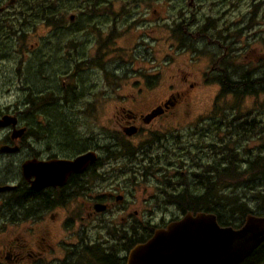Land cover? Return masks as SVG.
I'll return each mask as SVG.
<instances>
[{"label":"flooded vegetation","instance_id":"obj_1","mask_svg":"<svg viewBox=\"0 0 264 264\" xmlns=\"http://www.w3.org/2000/svg\"><path fill=\"white\" fill-rule=\"evenodd\" d=\"M196 1L189 0L187 4L185 2L186 7L181 8L180 12L185 14L186 9L190 11ZM17 2L20 3V6L15 8ZM81 3L82 6L78 7L77 11L87 15V20L93 18L95 20L93 24L73 22L74 14H70L69 22H65L66 8L49 6V11L53 12L52 18L59 19L58 22L47 24L49 27L47 45L51 46L49 58L56 57L54 53L60 51L62 56H59L58 59H62L63 54L67 53L66 61L68 62L71 59L68 50L72 49L76 52L75 42L81 37L82 32L92 31L91 50L86 54V58H79V62L87 59L92 60L96 67L100 62L106 63L103 65L104 71L101 70L107 80L106 86H104L107 91L104 93L105 95L111 92V88L118 90L127 87L128 90L127 95L123 94L115 99L114 110L110 118L106 120L108 126H103L100 133L89 134V132L86 135H78L77 141H68L70 146L52 140L54 138L51 135V119L48 115H36L39 110H46L52 105L54 109L60 105L67 106L69 95L77 93V87L74 86L72 91L69 90L67 86L70 84L66 83L62 79L63 76L60 75L51 76L46 87H37L38 81L46 80L45 72H41L42 69H40L43 63L34 64L36 60L25 59L26 48L21 44L24 33L19 31L31 27L32 14H37L40 9L26 6L23 0H15L12 4H9L8 0L7 5L10 6L0 4V9H2L0 11V40H4L6 43L12 41L14 54L18 56L17 61L13 64L15 80L18 79L16 91L18 97L14 103L5 107V112L4 110L0 112V118L13 116L15 118L14 129H24L21 136L12 139L13 127L10 125L0 127V148H17L14 152H0V154L16 156L15 160H2L0 165V189L8 187V189L0 190L1 264H125L128 252L134 246L132 245V233L135 230L132 226L134 198L132 193L130 197H126L127 195L121 192L120 188H124L128 182L133 183L134 187H139L140 183L144 184L149 180L147 176L149 173L147 167L149 166L141 164L142 159V162L147 160L146 163L153 162L154 165L161 166V168L155 167L156 171H161L160 177L163 179L169 177L175 180L174 175L180 171L164 175L167 168L162 169V165L167 167L177 165L176 169H179L182 162L181 155L187 152L185 149L188 150L190 147L195 150V145L199 143L198 140L195 141L196 129L198 130L195 124H193L194 129L185 134L189 138L193 137L192 143L189 140L187 143L181 142L179 125L167 128L163 124L165 121L176 122L181 112L188 114L189 91L194 90V87L197 88L198 85L196 81L187 82L188 72L181 75L179 90H172L174 85L171 84L168 86L171 90L162 101L147 109L134 111L126 107V102L134 104L144 96L145 90H153L158 82L157 77L160 72L157 71L151 75L152 79L155 77L157 80L149 84L147 80L149 75L143 74L144 77H142L139 74L135 79H132L129 77L130 71H127L125 66L120 67L116 63H112L117 59L120 62L126 61V58L121 56L127 52L117 51L116 54L119 57L112 56L109 53L114 50L108 46V50L104 51L106 54L101 55L100 24H104L107 19L109 21L111 18L118 19L131 4V1L94 0L92 12L90 7H84L83 0ZM251 4L254 6L255 0ZM9 8L11 9L9 10ZM238 23L240 27L235 28L236 31L230 34L227 44L223 46H244L245 16H242ZM263 24L264 22L257 26V32L260 35L253 34V38H256L252 39L255 44L264 42ZM186 29L184 23L180 21L175 23L174 30L178 37L175 45L194 46L190 40L185 41L180 33L181 30ZM210 29V26L206 27V31H210ZM188 35L190 37L189 32ZM193 35L194 33L191 34V37ZM195 36L199 38L200 32ZM220 37L225 39L224 35ZM61 38L63 40L59 42ZM0 57L4 56L0 55ZM224 57L226 58H211L208 70L203 72L204 75L210 76V82H213L212 79L218 80L216 83L220 91L225 85H229V77H241L239 78L241 81L248 78L245 76L246 73L248 76V71L243 70V60L239 59L244 58L243 55L237 56L234 61L230 59V56ZM75 65L77 69L78 64ZM37 71L39 72L37 73ZM30 72H33V75L28 78ZM35 75H39L40 78H35L31 83V79L36 77ZM79 79L75 82L76 85H78ZM87 85L89 89H94L97 82L91 78ZM89 93H94V91ZM54 98L57 100L51 103ZM97 103H85V107H80L74 113L75 118L69 119L70 126H72V122L75 124L79 119L92 123L100 122L101 115L97 113L100 108L97 107ZM154 109H157L159 114L149 118L148 115ZM40 118L44 124H41ZM39 124L45 127L46 134H41L43 129H39ZM130 129H133L134 132L127 134ZM165 131H167L166 134H164ZM141 136L146 138L145 142L128 143L129 140ZM85 153H92L93 161L88 162L79 171L67 173L63 181L56 185L33 189L30 181L34 180V177L30 176L27 180L23 176L22 165L29 160L41 164L53 160H73ZM210 154L209 146L200 144L199 165L196 164V161H190V166L195 171L189 179L190 182L196 180L195 174L202 175L203 155H205V162L209 163ZM114 161L119 163L114 165ZM142 168L145 172L142 171ZM123 169L127 176L112 177L117 170ZM171 175L173 176L170 177ZM166 185L173 190L186 188V184L181 181L174 183L170 179H166ZM155 190L158 194L155 192L151 195L147 194L146 198L140 199V203L155 200L159 206H175L180 216L172 218L167 223L179 220L187 212H191H182L178 201L174 198L170 199L164 186H158ZM170 194L177 195L174 191ZM209 203L206 205L208 206ZM86 223L93 224V234L85 225ZM68 224H77V231L66 232V241L63 239L58 241L55 235H51L54 229L69 230ZM165 225L156 228H162Z\"/></svg>","mask_w":264,"mask_h":264},{"label":"rangeland","instance_id":"obj_2","mask_svg":"<svg viewBox=\"0 0 264 264\" xmlns=\"http://www.w3.org/2000/svg\"><path fill=\"white\" fill-rule=\"evenodd\" d=\"M127 1H131V4L122 12V16L116 20L111 18V21H109L107 19L104 24H100L101 55L106 54L104 51L108 50V46L114 50L109 53L112 56H118L116 54L117 51L127 52L121 56L126 58V61L120 62L117 59V61H113L112 63H116L120 67L125 66L126 70L130 71L129 77L132 79H135L139 74L142 77L149 75L147 78L149 84L154 83L157 78L158 82L155 84L153 90H145L144 92L146 93L138 102L134 104L126 102V107L134 111H141L162 101L168 91L171 90L168 86L173 84L174 87L172 90H179L181 88V85H179L182 79L181 75L188 72L187 82L196 81L198 83L197 88L194 87L195 91H189L188 111L186 110L188 114L181 112L180 117L178 116V122L176 120V122L165 121L163 124L167 128L170 126V128H173L174 125H179L181 128L180 140L184 143H187L188 140L192 143L193 137L190 136L189 138L185 134L186 132H191L194 129L193 124H195L196 128H198V130L196 129L195 141L199 140L200 144L207 146L213 142L221 146H215L214 149L209 147L211 150L209 162L211 164L214 162V159L220 156L233 160L231 157L232 154V156H235L234 162L240 171L247 168L248 164L246 160H252L259 152H262L264 145V42L261 41L255 44L252 40L256 39L253 38L254 33H256V36L260 35L257 32V26L259 23L264 22V0H255L254 6L251 4L253 0H197L193 4V7L191 9L189 8L190 11L188 9L185 10V14L181 13L180 9L185 8V2L187 4L189 0ZM7 2L8 0H0V4L10 6L7 5ZM19 6L20 3L17 2L14 7ZM73 6V8H66L64 16L65 22H69L68 17L70 14H74L75 19L73 22L75 23L93 24L95 22L93 18L87 20V15L77 11V8L82 6L81 0H77L76 3L74 2ZM153 9L154 12H152ZM253 12H256V14H253ZM242 16H245L246 24L244 27V46H223L227 44L230 34L236 31L235 28L240 27L238 21L241 20ZM179 21L187 27L186 30L180 31L183 39L185 41L190 40L194 46L175 45L178 37L175 34L174 25ZM49 23H53V21L47 22L40 14H32L31 27L23 28V31H19L20 33H24L21 44L26 48V60H36L34 64H39V62L43 63L40 69H42L41 72H45L44 77H46V80L38 81V88L46 87L53 75L63 76L62 79L70 84L67 86L69 90L72 91L74 86L77 87V93L69 95L67 106L60 105L54 109L52 105L46 108V110H39V113L36 114H46L54 117V124H52L53 121L50 124V128L52 129L51 133L61 131L65 137L64 140L59 138L52 140L65 146H70L68 141H77L79 139L78 135H86L89 132V134L100 133V130H103V126H108L106 120L110 118L114 110L113 104L116 102L115 99L123 94L127 95L128 89L127 87L118 90L111 88V92L105 95L104 93L107 91L104 86H106L105 83H107V80L101 70L104 71L103 65H106V63L100 62L96 67L92 60L87 59L79 62V58H86V54L91 50L93 40L92 31L89 33L88 31L82 32L81 37L75 42L77 45L76 52L72 49L68 50V55L71 58L68 62L66 61L68 59L66 58L67 53L63 54L62 59H58L59 56H62L60 51L54 53L56 57L49 58L48 55L51 49V46L47 45V31L49 29L47 24ZM207 26L211 27L210 31H206ZM188 32L190 33V37ZM198 32L201 34L199 38L195 36ZM193 33L194 35L191 37ZM221 35H224L225 39H222L220 37ZM62 40L63 38L59 42ZM0 41V55L4 56L0 57V112L3 110L5 112V107L14 103L18 97L16 92L18 79L15 80L16 75L13 67L18 56L14 54V44L12 41L9 43H6L4 40ZM31 45L32 47H30ZM241 55L244 56V58H239L241 61L243 60V70L245 72L248 71V76L247 73L245 76L256 79L251 83L259 84V87L255 89V94L247 90L246 95L233 96L234 94L232 95V93H226L224 97H219L220 88L216 83L218 80L212 79L213 82H210V76L207 74L204 75L203 72L208 70L211 58L225 59L226 57L224 56H230V59L234 61L237 59V56ZM75 64H78L77 69ZM157 71L160 72V75L157 78L153 76L154 78L152 79L151 75ZM32 75L33 72H30L28 78H31ZM35 76L31 79V83L35 78H40L39 75ZM80 77L81 79H79ZM91 78L97 82L94 89H89L87 85ZM229 78L232 81H236L241 77ZM78 79V85H76L75 82ZM121 83L123 84V81ZM242 84L244 85V81H240V85ZM90 91H94V93H89ZM56 100L57 98H54L51 103H54ZM91 102H99L97 103V107L100 110L97 113L101 115L100 122L92 123L79 119L75 124L72 122V126H70L69 119L75 118L74 113L80 107H85V103ZM105 105L107 106L105 107ZM40 120L41 124H44L41 118ZM56 120H61L59 126ZM228 121H231L229 125ZM64 126L65 128L62 129L61 127ZM190 126L192 127L191 130ZM38 127L39 129H43L41 134H46L44 126L39 124ZM166 133L167 131L164 132V134ZM229 134H232L231 138H229ZM141 141L145 142L146 138L141 136L129 140L128 143L139 144ZM212 154H215V157ZM15 158L16 156L0 154V165L2 160H15ZM142 161L141 164L143 163L145 164L144 166H149L147 167L149 180L144 184L140 183L139 187H134L133 183L128 182L124 188H120V191L127 195L126 197H130L131 193L133 195L132 226L135 228V233L137 234L142 232L147 233L149 227L153 226V228H156L163 226L172 218L180 216L177 208L173 205L159 206L155 200L149 201L148 203H140V199L146 198L147 194L151 195L154 192L158 194L155 190L158 186H164L166 193L169 190H173L166 185V179H170L174 183L186 179L190 183L187 185L189 189H193L197 194H202L201 189L195 191V188L199 189L198 186L201 181H198L197 177L195 181L190 182L189 180L195 171L190 166L191 162L188 155L182 156L179 169H176L177 165L170 167L162 165V169L167 168L164 175L180 171V173L174 175L175 180L169 177L163 179L160 177L161 171H156L155 166L159 165H154L153 162L146 163L147 160ZM118 163V161H114L113 164L116 165ZM221 165L218 164L217 167ZM158 168H161V166ZM142 171L145 172L143 168ZM116 176L119 178L125 177L127 173H125L124 169L117 170L112 177ZM252 183L254 185L252 188L245 189L243 183L237 187L232 186L216 189L215 206H218V210L221 212L230 214L231 209L235 207L233 206L236 200L235 198H237L239 202L247 203L249 209L255 210L257 213L260 212L255 207L253 200L254 197L258 199L256 195L258 191H264V171L260 176L255 177ZM195 195L193 194L192 196ZM230 195H234L235 197L230 199L232 202L229 203V208L223 207L228 202L226 200L229 199ZM188 196L190 195H186L183 200L178 202H186ZM212 197L208 195L204 200L206 204L210 202L208 206L214 205ZM192 200L190 199L189 201ZM232 212L234 211L232 210ZM232 216H234V222L243 221L244 218H241L237 213H233ZM85 225L93 234V224L86 223ZM68 226L69 230L54 229L51 235H55L58 241L62 239L66 241V232L77 231V224H68ZM132 235H134V232Z\"/></svg>","mask_w":264,"mask_h":264},{"label":"water","instance_id":"obj_3","mask_svg":"<svg viewBox=\"0 0 264 264\" xmlns=\"http://www.w3.org/2000/svg\"><path fill=\"white\" fill-rule=\"evenodd\" d=\"M14 1L10 0L9 4ZM156 114L159 112L154 109L148 116L151 118ZM9 125L13 127L12 139L21 136L24 129H14L13 116L0 118V127ZM133 132L130 129L127 134ZM16 150V147L0 148V152ZM92 161V153L73 160H53L41 164L29 160L22 165V173L27 180L30 176L34 177L30 181L33 189L42 188L61 183L67 173L79 171ZM263 242L264 215L246 214L242 224L234 228L219 225L211 212H187L179 220L155 228L145 242L135 244L128 252L125 264H241Z\"/></svg>","mask_w":264,"mask_h":264},{"label":"trees","instance_id":"obj_4","mask_svg":"<svg viewBox=\"0 0 264 264\" xmlns=\"http://www.w3.org/2000/svg\"><path fill=\"white\" fill-rule=\"evenodd\" d=\"M24 3H26V6H31L36 9H40L37 11V14H40L41 17L47 22H58L59 19L54 20L51 16L53 15V12L49 11V6H54L56 8L59 7H65V8H73V3L77 0H23ZM83 5L84 7H90L91 12H92V7L94 6V0H83ZM80 5V4H79ZM71 6V7H69ZM90 12V14H91ZM51 16V17H49ZM256 79H250V78H244V85H240V81H232L229 79V85H225L223 89L219 92V97H224L226 93H232L233 96H242L246 95L247 90L254 92L255 94V89L259 87V84L256 83H251L255 81ZM238 82V83H236ZM255 85V86H254ZM253 94V96H254ZM49 118L51 119L52 124L55 122V118L49 115ZM225 119V118H223ZM222 119V120H223ZM57 121V120H56ZM61 120L57 121V125L59 126ZM231 123V121H228V125ZM57 126V127H58ZM56 127V128H57ZM62 129L65 128L61 127ZM53 138H59V139H64V134L61 131H57L55 133L51 134ZM232 134H229V138H231ZM198 144L195 145V150H192L190 147L189 149H185V153H182L181 157L183 155H188L189 159L191 162H195L196 164L199 165L200 162V141L198 140ZM215 146L221 147L220 145L215 144L214 142L209 145V147L212 149L215 148ZM216 152V151H215ZM215 157V154H212ZM217 156V155H216ZM232 159H226L224 156H220L217 159H214V162L211 164L205 162V155H203V168H202V175H199L198 173L196 174L197 180L201 181L199 183V189L195 188V191H198L201 189L202 194H197L193 191V189L188 188V181L186 179L181 180V183L186 184V188H182L180 190L176 189L174 190H169L168 191V196L170 199L174 198L177 201L183 200V198L186 195H190L187 198L186 202H178L180 205V208L182 209V212L186 211H191L193 213L198 212V211H203V212H211L215 214L217 218V222L221 226H231V227H239L243 221L240 222H234V216H232L233 213H237L240 215L241 218H243L246 214H253V215H264V191L257 192L256 195L258 199L254 197L253 202L255 203V207H257L260 212H256L255 210L249 209V205L245 202H239L237 198H235V203L233 206V209H231L230 214H225V212H221L218 210V206H215L216 202V195H217V190L216 189H223L226 187H232V186H241V184L244 185V188H252L254 187L253 185V180L255 177L260 176L261 173L264 171V145L262 147V152H259L252 160H246L248 166L247 168L243 169L240 171L239 167L236 166L234 160L235 156H232ZM222 164L220 167L217 165ZM180 183V181H179ZM248 190V189H247ZM173 191L177 195H171L170 193H173ZM193 194H196L195 196H192ZM210 195L212 197V200L214 202V205L212 206H207L205 203V198L206 196ZM234 195H230L229 199H227L223 207H228L229 203L232 202V198H234ZM190 199H193L194 201H189ZM261 202V203H260ZM261 204V206H260ZM229 208V207H228ZM232 210L234 212H232ZM139 228H141L139 226ZM155 228L153 226L149 227V230L146 232H142L140 234L135 233L134 230V235H133V243L132 245L138 244V243H143L145 240H147L153 233ZM264 263V242L260 244L252 253L251 255L246 258L241 264H263Z\"/></svg>","mask_w":264,"mask_h":264},{"label":"bare ground","instance_id":"obj_5","mask_svg":"<svg viewBox=\"0 0 264 264\" xmlns=\"http://www.w3.org/2000/svg\"><path fill=\"white\" fill-rule=\"evenodd\" d=\"M10 1V0H9Z\"/></svg>","mask_w":264,"mask_h":264}]
</instances>
